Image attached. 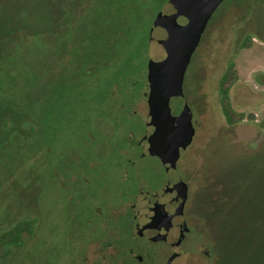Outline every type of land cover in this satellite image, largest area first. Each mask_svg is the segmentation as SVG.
I'll return each mask as SVG.
<instances>
[{
	"label": "rangeland",
	"instance_id": "1",
	"mask_svg": "<svg viewBox=\"0 0 264 264\" xmlns=\"http://www.w3.org/2000/svg\"><path fill=\"white\" fill-rule=\"evenodd\" d=\"M159 12L174 9L168 0H0V234L34 222L33 234L0 264H90L81 257L101 253L107 234L87 221L99 201L109 214L117 207L120 170H110L107 198L97 201L77 198L61 180L69 160L90 161L110 152L116 136L124 142L130 130L150 131L147 63L166 56L158 43L165 31L155 28L150 40ZM247 36L253 42L242 48ZM230 64L238 73L232 107L247 115L234 126L218 95ZM112 91L116 98H107ZM129 95L135 102L126 112L108 114ZM170 106L173 115L185 106L192 114L195 135L182 153L197 178L184 165L174 175L193 183L194 211L211 227L223 264H264V0L218 7L183 96ZM138 167L150 176L159 170L151 158Z\"/></svg>",
	"mask_w": 264,
	"mask_h": 264
},
{
	"label": "flooded vegetation",
	"instance_id": "2",
	"mask_svg": "<svg viewBox=\"0 0 264 264\" xmlns=\"http://www.w3.org/2000/svg\"><path fill=\"white\" fill-rule=\"evenodd\" d=\"M148 92L149 87L145 91L146 101ZM117 94L112 91L107 98H116ZM129 98L131 95L128 101ZM134 102L115 104L108 114L116 109L126 112ZM130 114L135 115V112ZM153 131L150 126L149 132L136 137L130 130L124 142L122 137L113 139L110 152L97 153L90 161H68L67 165L72 167L67 181L61 180L62 187L67 186L82 200L107 198L110 170L116 168L121 173L117 207L109 214L107 207L99 201L91 207L92 215L87 221L91 226L99 225L107 234V240L101 253L82 256V260L90 264H93L92 259L97 264H223L220 246L211 227L194 211L196 192L193 183L184 176L174 175L179 166L184 165L186 174L195 180L193 169L196 168L186 165L183 149L175 168L150 155L148 136ZM147 158L157 161L158 173L150 176L138 167L139 162ZM192 159L198 160L195 156ZM64 171L65 168H61L62 174ZM154 181L158 183L157 187L152 185ZM181 183L187 185L186 193L177 187ZM74 196L71 194L69 199L76 200ZM81 213L85 214V211Z\"/></svg>",
	"mask_w": 264,
	"mask_h": 264
},
{
	"label": "water",
	"instance_id": "3",
	"mask_svg": "<svg viewBox=\"0 0 264 264\" xmlns=\"http://www.w3.org/2000/svg\"><path fill=\"white\" fill-rule=\"evenodd\" d=\"M225 0H168L174 12H159L150 30L153 40L155 28L165 31L158 40L165 51L161 61L148 60L147 93L149 126L154 128L148 136L149 153L164 165L176 167L180 150H185L195 135L190 109L185 106L179 115H173L171 100L183 96V80L198 48L207 24ZM187 192V185H177ZM156 218H153L155 220Z\"/></svg>",
	"mask_w": 264,
	"mask_h": 264
},
{
	"label": "trees",
	"instance_id": "4",
	"mask_svg": "<svg viewBox=\"0 0 264 264\" xmlns=\"http://www.w3.org/2000/svg\"><path fill=\"white\" fill-rule=\"evenodd\" d=\"M253 38L247 36L242 48H249ZM121 56V55H117ZM238 81V73L234 65L230 64L221 76L218 83L219 104L226 122L230 126L242 123L247 115L236 112L230 100V90ZM34 222L23 220L0 234V258H7L11 255L12 249H19L23 246L24 237L31 236L34 230Z\"/></svg>",
	"mask_w": 264,
	"mask_h": 264
}]
</instances>
